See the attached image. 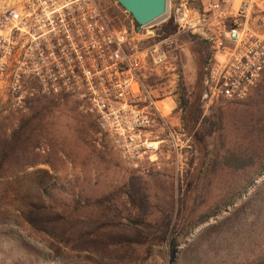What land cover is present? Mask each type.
Listing matches in <instances>:
<instances>
[{"label":"rangeland","instance_id":"rangeland-1","mask_svg":"<svg viewBox=\"0 0 264 264\" xmlns=\"http://www.w3.org/2000/svg\"><path fill=\"white\" fill-rule=\"evenodd\" d=\"M213 1L168 0L139 31L167 55L148 83L177 124V150L163 134L153 161L123 160L70 98L14 104L0 87V264H264V107L251 102L258 85L243 101L203 98L210 46L192 45ZM99 3L135 26L116 0ZM181 82L195 116L179 106Z\"/></svg>","mask_w":264,"mask_h":264},{"label":"built area","instance_id":"built-area-1","mask_svg":"<svg viewBox=\"0 0 264 264\" xmlns=\"http://www.w3.org/2000/svg\"><path fill=\"white\" fill-rule=\"evenodd\" d=\"M176 13L178 23H189L181 6ZM196 28L211 51L203 98L246 99L264 74V0L208 2ZM139 31L116 26L99 0H0V87L14 104L35 94L70 98L123 160L153 161L163 134L177 150V124L148 83L167 55L161 42L143 44Z\"/></svg>","mask_w":264,"mask_h":264},{"label":"water","instance_id":"water-1","mask_svg":"<svg viewBox=\"0 0 264 264\" xmlns=\"http://www.w3.org/2000/svg\"><path fill=\"white\" fill-rule=\"evenodd\" d=\"M130 14L135 30L154 24L167 14L168 0H116Z\"/></svg>","mask_w":264,"mask_h":264},{"label":"trees","instance_id":"trees-1","mask_svg":"<svg viewBox=\"0 0 264 264\" xmlns=\"http://www.w3.org/2000/svg\"><path fill=\"white\" fill-rule=\"evenodd\" d=\"M167 29V26H166ZM195 37V36H193ZM193 49L199 54L203 53V55L207 52V49L209 47L208 42L204 39H199L194 44L192 45ZM207 60V59H206ZM261 82V84H260ZM258 87H257V93L255 94V97L251 100L253 102L252 104H258L264 107V74L260 80ZM180 107L184 110V112L188 113L190 116L191 114H196L195 109L192 107L190 102V98L187 94V90L183 83L181 82L180 86ZM192 95V94H191ZM6 153H3V157ZM51 189L44 188L43 189V194L45 196H50L51 195Z\"/></svg>","mask_w":264,"mask_h":264}]
</instances>
